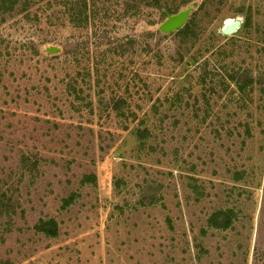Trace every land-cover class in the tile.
<instances>
[{"label": "rangeland", "instance_id": "1", "mask_svg": "<svg viewBox=\"0 0 264 264\" xmlns=\"http://www.w3.org/2000/svg\"><path fill=\"white\" fill-rule=\"evenodd\" d=\"M0 264H264V0L0 13Z\"/></svg>", "mask_w": 264, "mask_h": 264}, {"label": "water", "instance_id": "2", "mask_svg": "<svg viewBox=\"0 0 264 264\" xmlns=\"http://www.w3.org/2000/svg\"><path fill=\"white\" fill-rule=\"evenodd\" d=\"M195 7V3H191L186 8L174 13V14H167L165 13V19L158 25V30L162 33L168 34L172 33L174 31L179 30L182 28V26L185 24L191 10ZM243 24V18L242 17H235V19L226 26H223L220 29L221 34L229 35L234 32H236L241 25ZM59 50L57 47H48L46 48L47 52L53 53L54 51Z\"/></svg>", "mask_w": 264, "mask_h": 264}, {"label": "trees", "instance_id": "3", "mask_svg": "<svg viewBox=\"0 0 264 264\" xmlns=\"http://www.w3.org/2000/svg\"><path fill=\"white\" fill-rule=\"evenodd\" d=\"M28 1V0H25ZM39 1H43V0H39ZM154 4L158 5L160 0H153ZM17 3V0H0V13H6L9 12L10 10H12L13 6ZM28 4V3H27ZM165 15V13H164ZM244 26H246V23H244ZM187 24H184L182 26V28H180V30L178 32H184L187 28ZM74 195H71L69 198L64 200V206L69 204L72 199H73ZM230 211H219L217 213V215H224V219L222 220V222L220 224H217L216 221L213 222V226L216 228H227L230 226L231 224V217L229 216ZM216 218V217H215ZM213 220V219H211ZM38 230L44 232L45 234H47L48 236L54 237L56 236V222L53 219H50L48 221H41V223L36 227Z\"/></svg>", "mask_w": 264, "mask_h": 264}]
</instances>
